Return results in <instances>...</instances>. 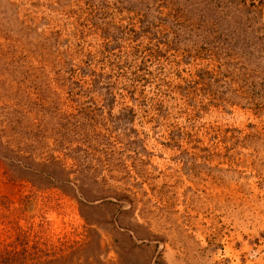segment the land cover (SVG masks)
<instances>
[{"label": "rangeland", "instance_id": "obj_1", "mask_svg": "<svg viewBox=\"0 0 264 264\" xmlns=\"http://www.w3.org/2000/svg\"><path fill=\"white\" fill-rule=\"evenodd\" d=\"M0 264H264V0H0Z\"/></svg>", "mask_w": 264, "mask_h": 264}, {"label": "trees", "instance_id": "obj_2", "mask_svg": "<svg viewBox=\"0 0 264 264\" xmlns=\"http://www.w3.org/2000/svg\"><path fill=\"white\" fill-rule=\"evenodd\" d=\"M151 1H153V0H151ZM164 6H167V5L164 4ZM165 14L167 16H170V18H172L174 20L177 18L171 14V9H169V11L166 12ZM161 18L164 20L168 19L167 17L164 18L163 16ZM169 24L173 25V23H169ZM189 26L192 27L193 24L190 23ZM145 28L151 30L150 33L156 37V40H157V37L160 39V36H161L160 30H159V28H156V24H152L151 22H149V25H147ZM165 32H168V31L165 30ZM176 40H178V42H180V44H181V40H183V38H181L180 35L178 34V38H176ZM162 45H165L166 47L173 46V48H174V45H177V44L175 42H168L167 41V42H164ZM212 54H213L215 61H216V65H217L216 70L214 72H212V68L214 66H212V67L205 66L202 68L195 69L190 74L191 78L185 82L184 86H179V85L177 86V92L179 94H184L185 92L187 93L188 91H191L193 88L205 89L207 91L208 85L210 86V83L214 82L218 78V75L221 74V72H220L221 66L219 63V59L222 60V61L220 60V62L222 64V68L224 70L226 69L227 61H225V60H227L226 56L230 57V53H226V52L225 53H215V52H213ZM191 84H192V88H189V85H191ZM183 87H184V89H183ZM232 95H233V99L231 100V103H232V101H235L237 98V95L234 92H232Z\"/></svg>", "mask_w": 264, "mask_h": 264}]
</instances>
